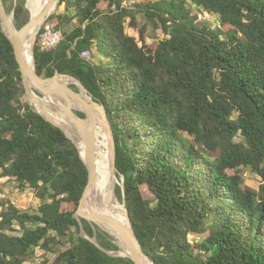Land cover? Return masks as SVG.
<instances>
[{
    "label": "trees",
    "instance_id": "1",
    "mask_svg": "<svg viewBox=\"0 0 264 264\" xmlns=\"http://www.w3.org/2000/svg\"><path fill=\"white\" fill-rule=\"evenodd\" d=\"M130 1L60 0L63 12L46 21L55 20L63 38L49 51L36 39V73L69 74L104 105L124 204L155 264H264V0ZM3 3L14 8L17 28L29 19L24 0ZM192 6L213 12L218 24L198 26ZM83 50L104 63L82 58ZM24 93L0 24V179L33 188L40 200L35 213L1 200L0 264H133L81 235L74 213L87 167ZM243 170L260 177L257 189L245 185ZM115 192L122 201L119 185ZM86 207L106 213L90 198ZM82 224L105 249H118ZM102 227L120 241L113 225Z\"/></svg>",
    "mask_w": 264,
    "mask_h": 264
},
{
    "label": "water",
    "instance_id": "2",
    "mask_svg": "<svg viewBox=\"0 0 264 264\" xmlns=\"http://www.w3.org/2000/svg\"><path fill=\"white\" fill-rule=\"evenodd\" d=\"M60 0H47L45 6L35 16H29V19L19 28L10 20V15L14 19V8L7 12L3 0H0V24L4 34L8 37L12 44L16 61L21 73L22 83L25 88V99L33 105L31 100L32 91L29 88L33 84V91L37 94L35 99L36 107L32 108L46 120L63 130L77 147L81 159L88 170V182L79 200L78 207L74 213V217L80 224L81 235L94 243L97 247L104 250L111 256L121 257L130 260L133 264H155L153 260L145 254L142 246L132 228L127 208L124 204L123 178L116 176V150L115 142L112 134L111 124L108 120L107 112L103 104L94 100L89 94L87 88L75 77L65 74L56 73L51 77H41L35 71L34 66V47L38 33L43 23L48 17L55 12ZM15 6V4H14ZM31 39V60L32 66H29L24 56V47L28 39ZM78 87L79 91H75L71 83ZM79 112L84 114L80 116ZM54 117L62 118L69 124V129H65ZM100 121L105 131L107 143L110 150V171L115 179V187L119 185L122 190V204L125 209L126 223L120 222L113 215L103 213L96 210H88L86 202L89 194L95 185L96 167H95V134L94 129L96 121ZM81 139L84 146V154L81 153L77 140ZM115 190V188H114ZM116 193V192H115ZM82 219L88 221L92 226L98 227L110 236L116 242L117 250H108L100 246L94 236L82 234L84 227ZM108 223L115 227L118 232L121 244L114 238L102 224ZM125 250L124 253H121Z\"/></svg>",
    "mask_w": 264,
    "mask_h": 264
},
{
    "label": "rangeland",
    "instance_id": "3",
    "mask_svg": "<svg viewBox=\"0 0 264 264\" xmlns=\"http://www.w3.org/2000/svg\"><path fill=\"white\" fill-rule=\"evenodd\" d=\"M24 3H25V7L28 9L29 15H30V11L32 10V7H33V0H24ZM130 3H131V1L128 0V4H130ZM192 7H193L192 9L196 11V8H194L195 6H192ZM9 8H11V6ZM63 9H64V5L63 4H61V5L58 4V6L56 7V10H58V12H63ZM12 19H13V17H12ZM50 22L56 23L55 20H52ZM204 23L207 24L208 26H210L211 28H214L218 24V18L216 17V15L215 16L211 15L209 18L205 19L203 22H197L196 24L201 27ZM125 30H126V32L128 34H130V35H132V36H134L136 38L138 37V31L136 29L131 28V27L128 26V20H126V22H125ZM149 32H150V30H148V33H147V36L148 37H146V40H147L148 43L152 44V43H154L155 40H152V38H150ZM161 37L162 36L159 33L158 36H157V38L159 39ZM89 60L91 62H93V63H96V62H99V61H101L102 63H104V61H105L104 57L103 56H100L97 53H95V51H93L91 53V56H90ZM70 85L72 86V88L75 91H77V92L79 91L78 87H76L73 82ZM95 128H96V130L98 132L101 133L102 137L105 139V137H104L105 134L103 132V129H102L100 123H97L96 122ZM102 141H103V139H102ZM96 161L97 162H100L99 160H96ZM101 165H102V163H101ZM99 168H101V167H99ZM243 178H244L245 185H247V186H249L251 188H254V189H257L259 187L260 182H261L260 177L257 174H255L253 172H250L249 170H243ZM0 184L4 186V192L6 193L7 197L9 198V200L17 208H20L22 210H27L30 213H35L37 211V208H38V206L40 204V200L36 197L35 191H34L33 188L26 187V188H23L22 189L18 185L17 181L15 179H13V178L5 179V180L1 181ZM94 230H95V232H100L102 235H104L105 237H107L108 239H110L111 241L114 242L112 236H110L104 230H102V229H100L98 227H95V226H94ZM85 233H86V231L84 230L82 232V234H85ZM13 234H17V233L16 232H13ZM93 236H94V239L96 240V242L100 246H102L101 240L98 239L97 234L95 233ZM189 238L191 240H193V241L194 240L195 241H201L204 238V236H200V235H190ZM114 243L116 244V242H114ZM118 243L121 244V241H118ZM122 252H125V250H122ZM43 253H44V251L41 248L37 247L36 248V252H35V260L38 261L41 258V256H42ZM48 256H50L51 259L54 258V254H52V253L51 254H48ZM120 264H122V263H120Z\"/></svg>",
    "mask_w": 264,
    "mask_h": 264
},
{
    "label": "bare ground",
    "instance_id": "4",
    "mask_svg": "<svg viewBox=\"0 0 264 264\" xmlns=\"http://www.w3.org/2000/svg\"><path fill=\"white\" fill-rule=\"evenodd\" d=\"M47 0H33V7L30 11L31 16L37 15L43 7L45 6ZM10 20L13 22L12 17L10 16ZM24 56L26 62L29 66H32L31 60V39L29 38L24 47ZM30 90L32 91L31 100L33 101V105L36 107L35 98L33 95V84L29 85ZM65 129H69V124L62 118L54 117ZM100 123L103 132L105 134L104 128L100 121H96ZM95 134V167H96V180L95 185L92 189V192L89 194L88 198H90L93 202L100 204L106 213L113 215L120 222L126 223V214L125 209L115 193V179L112 177L110 171V150L107 143L106 135H104L105 139L102 137L101 133L94 129ZM103 139V141H102ZM105 141V142H104ZM80 151L84 154V146L83 141L81 139L77 140ZM96 160H99L102 163V167L99 168L96 164ZM121 253H124L121 251Z\"/></svg>",
    "mask_w": 264,
    "mask_h": 264
},
{
    "label": "built area",
    "instance_id": "5",
    "mask_svg": "<svg viewBox=\"0 0 264 264\" xmlns=\"http://www.w3.org/2000/svg\"><path fill=\"white\" fill-rule=\"evenodd\" d=\"M197 12V20L198 21H204L205 19L209 18L211 15L215 16L213 12H209L201 7H195ZM217 17V16H216ZM39 36L37 38V45L41 51H49L58 46V44L61 42L63 35L62 31L56 27L55 23L45 21L42 25L41 32L38 33ZM91 56V53L89 50H83L81 52V57L85 59H89ZM0 179V183H1ZM1 185V184H0ZM6 197V193L3 190H0V212H1V200ZM1 219V217H0Z\"/></svg>",
    "mask_w": 264,
    "mask_h": 264
}]
</instances>
